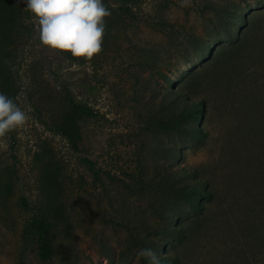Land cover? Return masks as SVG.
I'll return each instance as SVG.
<instances>
[{"label":"rangeland","instance_id":"obj_1","mask_svg":"<svg viewBox=\"0 0 264 264\" xmlns=\"http://www.w3.org/2000/svg\"><path fill=\"white\" fill-rule=\"evenodd\" d=\"M6 1L0 43L6 13L12 21L0 65L30 119L0 138V264H139L141 241L152 242L148 226L158 256L171 251L179 264H242L224 262L231 248H243L237 224L194 234L181 247L166 243L158 233L176 218L164 222L157 193L144 187L193 169L194 179L215 191L217 212L264 172V0H103L111 15L102 52L91 61L41 45L26 5ZM244 18V38L238 32L223 45L224 29H243ZM174 93L205 106L206 120H196L202 135L187 146L175 129L160 128ZM70 99L96 115L71 123ZM64 125L78 134L75 147L59 130ZM169 206L176 216L175 203ZM41 215L52 226L47 260L30 226Z\"/></svg>","mask_w":264,"mask_h":264},{"label":"trees","instance_id":"obj_2","mask_svg":"<svg viewBox=\"0 0 264 264\" xmlns=\"http://www.w3.org/2000/svg\"><path fill=\"white\" fill-rule=\"evenodd\" d=\"M0 3L7 7L6 4L8 3L6 0H0ZM6 15V24H4L0 48L3 47L2 42L4 39L9 37L6 33L12 21L11 16L7 13ZM242 23L245 25L243 29L240 24L235 25L234 23L224 29L226 38L223 40V45L229 44L227 42H235V34L238 32L239 39L244 38V32L248 28V20L244 18ZM237 29L239 30L237 31ZM9 76L8 70L3 69L2 65H0V86L4 84L6 86L5 95L14 100L15 96L9 93ZM187 88L183 84L180 89L186 91ZM172 98L175 106H165L163 108L160 128L165 132L175 129L180 138L179 143L187 146L189 145V138L202 135L196 120H206L205 106L203 101H190L191 97L187 96L186 93L180 95L174 93ZM187 98H190V100ZM95 115L96 113L87 104L70 99V110L67 120L71 123L74 124L80 122L84 117H93ZM59 130L67 137L73 147L77 145L78 134L73 128L64 125ZM81 160L88 165L94 179L97 180L99 174L92 162L87 158H82ZM195 177H199L197 171L181 167L174 171L171 176H168L167 179H165L166 175L161 177L157 181L158 186L150 185V187H144V190L150 195L153 192L157 193L158 199L162 202L163 211L161 218L164 222L174 221V218H176L175 226H163L158 235H162V239L166 243L181 247L190 242L194 234L199 237L211 236L213 233L210 230H216L217 232L220 230L223 232L224 230L231 231L237 224V228L244 236L243 248H231L228 251V255L224 258V262H233L240 259L242 264H264V172H255L251 179L248 180L244 193L235 195L234 199L229 201L225 208H220L217 212L212 207L216 202L215 198L217 195L215 191H213L207 181H197L194 179ZM164 179L166 182L162 184ZM22 201L25 205L27 204L25 199ZM170 201H173L179 210L177 217L174 215L172 207L169 206ZM30 223L38 243L40 256L47 260L53 252L52 226L44 215L33 217ZM145 229L147 236L151 237L152 242L151 245L147 246L145 239L142 240L143 249L153 248L158 243L154 237L156 232L151 231L152 226H148ZM159 259L160 264L180 263L179 255L171 251L159 256ZM139 264H148V260L140 256Z\"/></svg>","mask_w":264,"mask_h":264},{"label":"clouds","instance_id":"obj_3","mask_svg":"<svg viewBox=\"0 0 264 264\" xmlns=\"http://www.w3.org/2000/svg\"><path fill=\"white\" fill-rule=\"evenodd\" d=\"M38 24L41 45L57 53L91 61L102 52L105 17L111 15L103 0H22ZM30 119L27 112L0 92V138L22 128ZM138 256L148 264H160L151 248L140 249Z\"/></svg>","mask_w":264,"mask_h":264}]
</instances>
